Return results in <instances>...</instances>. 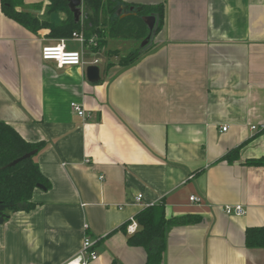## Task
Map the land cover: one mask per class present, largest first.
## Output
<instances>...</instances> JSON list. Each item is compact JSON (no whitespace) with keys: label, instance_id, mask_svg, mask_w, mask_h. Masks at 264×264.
<instances>
[{"label":"crops","instance_id":"1","mask_svg":"<svg viewBox=\"0 0 264 264\" xmlns=\"http://www.w3.org/2000/svg\"><path fill=\"white\" fill-rule=\"evenodd\" d=\"M47 1L22 0L42 5L40 18ZM123 1L163 3L165 24L137 63L95 83L87 67L43 61L41 49L62 39L32 34L0 4V121L45 143L36 160L50 185L0 224V264H62L85 236L89 264H144L120 228L161 201L167 219L198 220L167 227L163 264H264V249L245 245L247 229L264 227V165L244 164L264 162V0Z\"/></svg>","mask_w":264,"mask_h":264},{"label":"trees","instance_id":"2","mask_svg":"<svg viewBox=\"0 0 264 264\" xmlns=\"http://www.w3.org/2000/svg\"><path fill=\"white\" fill-rule=\"evenodd\" d=\"M2 12L23 28L36 34L41 28L49 29V37L68 40L73 33L81 34L85 40V47L91 53H105L107 57L118 56L116 50L105 51L109 39L134 38L141 43L149 34L142 17L151 14L159 16L157 34L165 24V6L163 3L144 5L133 4L123 0H82V18L78 24L74 22L66 0H48L45 4L44 17L40 18L35 11L42 5H34L29 9L22 0H0ZM27 8V9H26ZM133 8V10H131ZM123 12L127 15L123 16ZM52 14H63L65 18L59 23L50 21ZM156 34V35H157ZM93 38L94 45H89ZM140 47L128 55L120 57L117 65L127 68L137 63L144 53ZM109 62L104 72L114 64ZM264 130V126L261 131ZM45 143L29 142L25 140L12 126L0 121V206H5L4 214L17 211V205L26 203L28 209L34 206L32 195L38 185L49 188V182L41 173L36 157L44 148ZM36 151L31 156L20 160L13 166L9 164L22 158L24 155ZM239 147L228 151L222 161L232 163L238 159ZM246 166H263L262 159H249ZM137 231L128 235L126 227L120 229L128 235L127 244L130 247H139L145 251L144 264H163L166 251V229L169 225H185L197 222L194 217L183 216L167 219L163 201L144 207L136 216ZM247 248L264 249V227L249 228L245 234Z\"/></svg>","mask_w":264,"mask_h":264},{"label":"built area","instance_id":"3","mask_svg":"<svg viewBox=\"0 0 264 264\" xmlns=\"http://www.w3.org/2000/svg\"><path fill=\"white\" fill-rule=\"evenodd\" d=\"M70 40L77 42L82 51H68L66 48V40L62 39L57 44L53 46H45L41 49V59L43 61H51L56 64L58 68L64 67H86L85 62V51L87 48L85 47V40L81 34L73 33ZM89 45H94L95 42L93 38L89 41ZM100 63V60L94 59L89 65L97 66ZM70 108L76 115L83 120L86 119L88 114L84 110L83 106L77 103L72 102L70 104ZM253 130L256 128L253 127ZM227 130L226 127L222 128V131L225 132ZM142 199L141 195L136 197V201L139 203ZM189 201L195 205H201L202 199L196 196H191ZM223 212L226 215H234L241 216L243 215V209L241 206H224ZM137 223L135 220H131L130 223L126 227V232L128 235H132L137 231ZM95 242L89 236H85L82 241L81 248L79 252L67 260L62 264H89L92 261L97 259V254L94 252Z\"/></svg>","mask_w":264,"mask_h":264},{"label":"water","instance_id":"4","mask_svg":"<svg viewBox=\"0 0 264 264\" xmlns=\"http://www.w3.org/2000/svg\"><path fill=\"white\" fill-rule=\"evenodd\" d=\"M67 7L70 11V13L73 15L74 22L78 24L82 18V0H66ZM133 10V8H131ZM143 22L147 26L148 30L150 31V34L141 42L140 45V53L146 52L153 44V40L156 37L157 30H158V23H159V16L157 14H151L149 16L142 17ZM86 77L87 80L91 83L98 82L100 79V70L97 66H89L86 69ZM36 153V151H32L26 155H24L22 158L15 160L11 164H9L7 167L13 166L16 163H18L20 160L31 157ZM37 189L45 190L44 186L38 185ZM6 209L5 206H0V224L4 222L8 218L4 214V210ZM17 209L19 211H24L28 209V205L26 203H20L17 205Z\"/></svg>","mask_w":264,"mask_h":264},{"label":"rangeland","instance_id":"5","mask_svg":"<svg viewBox=\"0 0 264 264\" xmlns=\"http://www.w3.org/2000/svg\"><path fill=\"white\" fill-rule=\"evenodd\" d=\"M123 14H127L126 12H123ZM52 22L53 23H58L60 21V15L59 14H52L50 15ZM75 47L71 50L81 52L82 49L78 43H74ZM141 43H139L136 39L134 38H129V39H109L107 42L106 49L107 50H116L118 52V56H113V57H107L105 53H91L90 51H85V62H86V67H89L90 63L94 59L100 60V63L97 65V67L100 70V76L103 77L105 76L104 74V69L106 65L109 62H113L112 64L117 65L118 59L120 57H124L128 55L131 51H133L135 48L139 47ZM118 57V58H117Z\"/></svg>","mask_w":264,"mask_h":264}]
</instances>
